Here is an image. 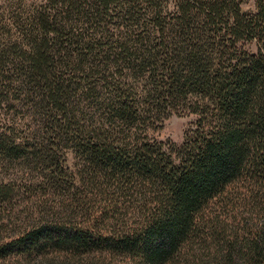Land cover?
<instances>
[{"label": "trees", "instance_id": "1", "mask_svg": "<svg viewBox=\"0 0 264 264\" xmlns=\"http://www.w3.org/2000/svg\"><path fill=\"white\" fill-rule=\"evenodd\" d=\"M47 1L12 49L25 59L6 61L0 47V99L47 107L49 174L78 187L7 247L264 264V0L251 13L243 0ZM73 52L103 69L73 76L72 65L86 72L62 60ZM179 107L197 115L184 142L151 137ZM62 141L79 159L70 173ZM0 150L11 153L2 133Z\"/></svg>", "mask_w": 264, "mask_h": 264}, {"label": "rangeland", "instance_id": "2", "mask_svg": "<svg viewBox=\"0 0 264 264\" xmlns=\"http://www.w3.org/2000/svg\"><path fill=\"white\" fill-rule=\"evenodd\" d=\"M171 4L174 7L175 0H171ZM242 7L245 12L251 13L256 9V0H243ZM52 8L47 0H0V47L11 52L5 55L6 61L24 58L12 54L15 45L19 48L26 46L21 29L27 26L31 17L52 11ZM82 55L73 52L72 58L69 55L61 58L75 66H86V72H83L72 65L71 68L79 70L74 71L73 76L81 78V74L87 75V72L99 74L104 60L92 61L88 58L82 61ZM116 73L120 75L118 71ZM22 96L14 92L3 101L0 99V134L6 136L11 149L8 154L0 150V249L6 247V251H0V264H114L110 258L98 256L97 251H93L96 252L94 255H81L59 250L31 252L27 248L7 247L35 224L36 219L47 218L49 208L55 206L62 193L78 187L70 177L60 180L49 174L47 156H53L52 152L57 147L54 143L48 145L51 148L46 145L53 142L47 133L50 126L45 115L47 107L41 105L37 98ZM173 109L163 115L160 128L149 129V135L164 143L181 145L197 115L189 112L188 108ZM22 142L32 145L24 148ZM34 145L42 148L31 154L29 152ZM58 146V156L64 159V169L69 173L74 171L79 159L73 144L62 141Z\"/></svg>", "mask_w": 264, "mask_h": 264}]
</instances>
